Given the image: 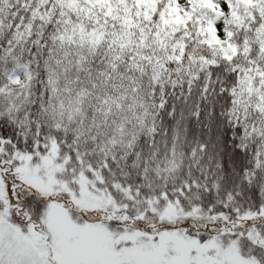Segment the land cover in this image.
Masks as SVG:
<instances>
[{
    "label": "snow or ice",
    "instance_id": "snow-or-ice-1",
    "mask_svg": "<svg viewBox=\"0 0 264 264\" xmlns=\"http://www.w3.org/2000/svg\"><path fill=\"white\" fill-rule=\"evenodd\" d=\"M0 264H264V0H0Z\"/></svg>",
    "mask_w": 264,
    "mask_h": 264
}]
</instances>
